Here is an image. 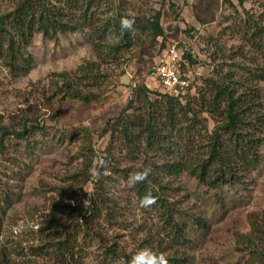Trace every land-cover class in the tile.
<instances>
[{"label":"rangeland","instance_id":"1","mask_svg":"<svg viewBox=\"0 0 264 264\" xmlns=\"http://www.w3.org/2000/svg\"><path fill=\"white\" fill-rule=\"evenodd\" d=\"M232 2L235 12L223 0H104L94 14L97 24L119 12L137 16L139 22L152 21L159 12L163 35L153 39L151 30H134L129 46L121 47L118 39V50L111 51L88 29L53 38L37 32L27 48L32 58L28 72L17 74L0 59V124L15 133L24 117L40 125L29 124L24 138L4 137L0 146V264H56L51 247L55 229L69 236L76 264H132L142 249L169 260L184 258V264H263L238 238L261 236L256 220L264 212V144L256 167H241L238 178L226 177L220 185H208L184 170L161 179V193L184 230L180 240L152 205L140 206L141 198L129 185L134 173L155 171L178 153L207 158L215 122L201 110L198 94L208 78L232 74L234 82L243 81L238 90L247 91V100L257 94L258 111L252 116L264 120V79L250 80L253 74L264 75V50L247 41L252 22L264 21V0H245L244 7ZM11 6L0 0V13ZM169 44L183 53L189 87L187 99L179 103L186 106L187 101L191 109L190 121L179 125L181 106L175 107L177 127L171 131L162 93L150 77L155 54ZM185 52L196 63L186 60ZM88 63L94 68L86 72L98 86L90 85L87 74L80 84L96 95L90 102L65 99L61 115H54L58 75L65 72L75 79L78 68ZM138 84L149 89L151 104L144 102ZM128 99L133 107L121 115ZM150 116L160 131L172 132L171 141L164 139V150L150 148L141 130L128 126L132 119L145 122ZM260 136L264 138V122ZM91 198L100 214L87 231L81 215ZM109 247L120 255L112 257Z\"/></svg>","mask_w":264,"mask_h":264},{"label":"trees","instance_id":"2","mask_svg":"<svg viewBox=\"0 0 264 264\" xmlns=\"http://www.w3.org/2000/svg\"><path fill=\"white\" fill-rule=\"evenodd\" d=\"M11 3V9L3 14L0 13V59L3 65L17 73L24 74L30 70L32 64V58L28 52V47L31 44L32 38L35 33L41 32L47 38H53L57 33L75 32L77 30L88 29L96 39L101 40V43H105V46L112 50H118V44H126L129 46L132 43L131 32L134 30H151L152 38L156 39L163 35V29L159 25L160 13L157 12L152 18V21H145L144 18L139 22L137 16L131 18L123 15V12L112 16H105L101 24H97V19L94 18L96 9L101 6L104 0H8ZM108 1V0H107ZM227 2L229 6L234 5L232 0H223ZM238 5L244 7L245 0H237ZM105 3H107L105 1ZM235 12V10H234ZM126 14V13H125ZM125 16V17H124ZM123 19H134L135 23L131 29L124 30L121 28V21ZM144 21V22H143ZM242 28L237 29V31ZM243 31V30H242ZM246 33L245 31L243 32ZM251 34L247 37V41L250 46L264 50V21L252 22ZM117 43L114 42L118 40ZM100 46V45H99ZM121 49V48H119ZM163 49V48H162ZM160 52L157 51L156 55ZM239 52V55H241ZM184 58L191 64L196 63V60L192 58L189 52L184 53ZM155 61V58H154ZM185 61L181 62V66L185 65ZM154 65H152L153 69ZM89 68V69H88ZM93 64L88 63L86 67H79L75 75V79L79 82H75L67 73H60L58 76L61 83L58 87V105L55 107L56 116L61 115L62 107L60 105L65 99L90 102L96 92L90 90H84L82 85V76H86L91 81V86L96 85L95 78L88 75L86 72L93 71ZM264 69V68H263ZM252 74V73H251ZM229 77H221L219 79L208 78L206 82V88L199 92L198 102L201 106V110L208 113L212 120L215 122L210 139L206 145L205 151L207 158L203 159L197 152L191 157H183V153H178L177 158L166 160L158 165L155 171H151L147 179L143 182L134 185V191L136 195L143 199L145 197H152L155 199V204L152 206L159 213L164 224L170 229L174 230L177 234L176 240H180L183 237L184 230L176 222L175 210L172 204L161 193L163 177L166 175H178L182 170L189 172L197 179L212 184L213 186L220 185L221 183L230 181V179L238 178L241 167L246 166L248 168L256 167L259 164V147L264 144V138L260 136L261 128L263 126V118L257 114L254 117L253 113L258 111L257 94L253 95L251 99L247 100V91L245 93L240 92L239 86L243 81L234 82L232 74H228ZM85 79V78H83ZM264 79V75H251L250 80ZM98 86V84L96 85ZM137 90L143 97L144 102L151 104L148 100L147 94L149 89L145 86L138 84ZM188 96L181 97V99H187ZM162 101L166 106L167 111V123L168 131L176 128L175 119L173 115L176 106H181L180 98L170 97L167 95H161ZM55 103V102H54ZM63 106V104H62ZM189 103L186 101V106H181L180 123L189 122L188 113H191V109L188 108ZM61 107V108H60ZM133 107V100L128 99L127 106L121 111V115H125L127 110ZM185 107L184 111L182 110ZM120 117L122 127L125 128L123 118ZM196 116V115H195ZM194 117V116H192ZM247 118H251L249 121ZM145 122L132 119V124L129 127L138 128L144 135V141L148 146L156 149L164 150L167 148L165 140L171 141L170 134H165V130H161L154 120L155 117H148ZM184 120V121H183ZM23 126L17 133L9 130L3 124H0V146H2V140L4 137L13 136L24 138L28 134L29 124L34 125L38 129L39 122L33 119L23 118ZM258 124V125H257ZM109 123L107 124L108 127ZM167 125V124H166ZM190 124L186 125L188 127ZM192 125V124H191ZM184 127V126H183ZM182 127V128H183ZM181 128V129H182ZM35 129V130H36ZM130 129V128H128ZM180 129V130H181ZM179 130V131H180ZM259 135H258V132ZM106 134V130L103 131ZM225 137V138H224ZM165 139V140H164ZM174 147L171 148L173 150ZM171 154L173 151H170ZM201 153L200 151H198ZM186 154V153H184ZM160 187V190L157 188ZM94 200L91 198L88 206V210L84 211L81 215L85 229L90 230L91 224L94 223V215L96 217L100 214V209L97 208ZM261 236L258 238H251L249 235L239 236L238 241L245 242L247 247H250L251 253L257 257V259L264 264V212L262 216L256 220ZM260 222V223H259ZM254 230V229H253ZM66 233V232H65ZM54 241L52 242L53 252L58 259L56 264H76L70 238L68 235L63 234L62 230H54L52 232ZM244 245V244H243ZM260 246V247H259ZM259 247V248H258ZM107 251L112 254V257L119 256L120 253L116 248H107ZM167 264H184V258H171Z\"/></svg>","mask_w":264,"mask_h":264},{"label":"built area","instance_id":"3","mask_svg":"<svg viewBox=\"0 0 264 264\" xmlns=\"http://www.w3.org/2000/svg\"><path fill=\"white\" fill-rule=\"evenodd\" d=\"M182 61L183 53L175 44L167 45L156 55L150 77L155 80L159 92L170 97L185 96L189 79L182 72Z\"/></svg>","mask_w":264,"mask_h":264},{"label":"clouds","instance_id":"4","mask_svg":"<svg viewBox=\"0 0 264 264\" xmlns=\"http://www.w3.org/2000/svg\"><path fill=\"white\" fill-rule=\"evenodd\" d=\"M134 23V19H123L121 21V28L124 30L131 29ZM150 172V168H144L142 171L134 173L129 179V185L134 186L137 183L143 182L147 179ZM155 202V199L150 196L139 201L140 206L144 208L151 207ZM132 264H167V260L164 256L158 255L150 249H142L133 256Z\"/></svg>","mask_w":264,"mask_h":264},{"label":"crops","instance_id":"5","mask_svg":"<svg viewBox=\"0 0 264 264\" xmlns=\"http://www.w3.org/2000/svg\"><path fill=\"white\" fill-rule=\"evenodd\" d=\"M166 46H167V45H166ZM166 46H165V47H166ZM154 81H155V80H154Z\"/></svg>","mask_w":264,"mask_h":264}]
</instances>
